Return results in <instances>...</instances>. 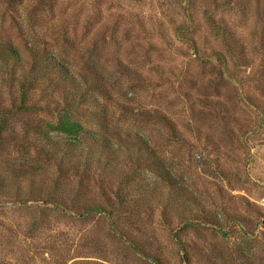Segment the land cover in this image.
I'll return each mask as SVG.
<instances>
[{
    "label": "rangeland",
    "instance_id": "obj_1",
    "mask_svg": "<svg viewBox=\"0 0 264 264\" xmlns=\"http://www.w3.org/2000/svg\"><path fill=\"white\" fill-rule=\"evenodd\" d=\"M0 45L18 74L45 57L103 80L69 105L117 144L77 169L37 137L65 107L59 77L24 104L0 73V264H264V0H0Z\"/></svg>",
    "mask_w": 264,
    "mask_h": 264
},
{
    "label": "trees",
    "instance_id": "obj_2",
    "mask_svg": "<svg viewBox=\"0 0 264 264\" xmlns=\"http://www.w3.org/2000/svg\"><path fill=\"white\" fill-rule=\"evenodd\" d=\"M0 46L2 47L0 48L1 78L7 80L11 88L14 86L18 87V92L24 104L30 101L29 99L36 92V88H40V85L44 80H47L49 76L56 74V76L59 77L58 81L61 86H63L62 90L64 95L63 97L65 99L64 103H66L65 107L58 113L55 121L47 122L45 129L38 128L39 132L37 133V137L49 144L50 147L53 146L54 149L61 146L62 149H57V152L63 155L64 160L72 161V159H77V169H81L85 173H92V165H101L102 161L106 159L102 154L98 153L103 150L110 151L111 148L114 149V147L116 149L117 144H112L108 142L107 139L103 138V136L95 133H92V135L86 134L83 125L74 119L73 113L76 111L75 108H72V106L69 105V101L77 97V99L81 101L79 105L82 106L85 105L87 98L91 96L93 92H101L105 89L103 80L99 79L101 75L100 72H94L99 79V83L93 85V82L87 78L86 72L83 71L80 74L77 73L75 76L69 71L61 69V64L53 63L44 57L41 60L33 58L29 69L24 70L23 74H18V68H24V60L22 56L13 46ZM29 49L33 51V47H30ZM49 80L50 79H48V81ZM53 81L54 79H51V82ZM55 87H57L55 82L50 83V85L43 86L46 90L49 88L53 89ZM6 124L7 122L3 120L0 128V143L2 138L1 129H3V126ZM124 141L126 144H120L121 146H128L131 144L130 148H135L140 155H149V158L145 160L144 163L148 172L155 173L158 177L166 178L168 180L172 179L171 172L167 168L164 160L151 148L150 143L142 136H137L135 139L131 136L127 138H120V143H123ZM131 156L133 158V155ZM140 160L141 159L138 158V161ZM141 177L144 178L147 176L141 174ZM136 178H139L138 175L135 176L130 174L129 177H125L126 180L122 185H125V188L127 189L131 183L128 179L132 180ZM119 194L120 193H118V200H122L121 205H124L126 203L125 197L121 198V194ZM92 209L94 208H91V210L88 211H92Z\"/></svg>",
    "mask_w": 264,
    "mask_h": 264
}]
</instances>
